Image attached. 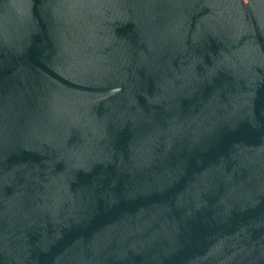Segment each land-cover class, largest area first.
Returning a JSON list of instances; mask_svg holds the SVG:
<instances>
[{
    "label": "water",
    "instance_id": "95a60500",
    "mask_svg": "<svg viewBox=\"0 0 264 264\" xmlns=\"http://www.w3.org/2000/svg\"><path fill=\"white\" fill-rule=\"evenodd\" d=\"M0 264H264V0H0Z\"/></svg>",
    "mask_w": 264,
    "mask_h": 264
}]
</instances>
